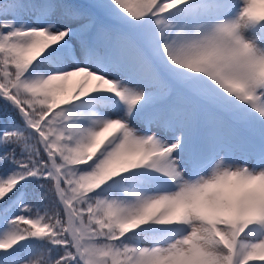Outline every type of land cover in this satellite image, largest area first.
<instances>
[{"label":"snow or ice","instance_id":"obj_1","mask_svg":"<svg viewBox=\"0 0 264 264\" xmlns=\"http://www.w3.org/2000/svg\"><path fill=\"white\" fill-rule=\"evenodd\" d=\"M0 264H264V0H0Z\"/></svg>","mask_w":264,"mask_h":264}]
</instances>
